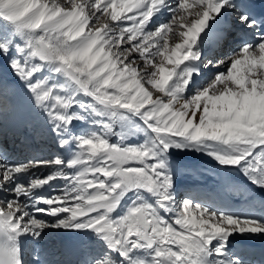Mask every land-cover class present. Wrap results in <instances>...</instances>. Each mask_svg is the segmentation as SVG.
<instances>
[{"label":"snow or ice","instance_id":"1","mask_svg":"<svg viewBox=\"0 0 264 264\" xmlns=\"http://www.w3.org/2000/svg\"><path fill=\"white\" fill-rule=\"evenodd\" d=\"M261 238L264 0H0V264H264Z\"/></svg>","mask_w":264,"mask_h":264},{"label":"bare ground","instance_id":"2","mask_svg":"<svg viewBox=\"0 0 264 264\" xmlns=\"http://www.w3.org/2000/svg\"><path fill=\"white\" fill-rule=\"evenodd\" d=\"M9 136L11 137V132H9ZM9 149L13 154V158L24 159L27 156L31 155L33 151L38 150L39 148H44L45 146L42 144H33L31 141L26 144L16 143L12 145L9 143ZM46 150V149H45ZM203 163L199 161L200 168H211V164H209L206 160H201ZM183 185L180 186V191L183 192H191L192 194H208L213 195L212 189L218 184L220 177L217 176L214 172H208L205 176L200 177H192V176H182ZM192 178V179H191ZM233 183H239V177L233 176ZM193 181V182H192ZM238 199V202L235 201ZM229 203L236 209L246 208L247 205L244 203V198L240 196L238 193H233L229 200ZM70 233H58V232H49L47 236L40 242L41 247L48 249H62L70 243L78 244L79 238L73 236L71 240H69ZM264 238L261 239H253V240H239L238 243L241 246L249 247L257 250L255 247L258 242L263 241ZM26 247L30 249L32 247L31 242H27Z\"/></svg>","mask_w":264,"mask_h":264},{"label":"rangeland","instance_id":"3","mask_svg":"<svg viewBox=\"0 0 264 264\" xmlns=\"http://www.w3.org/2000/svg\"><path fill=\"white\" fill-rule=\"evenodd\" d=\"M201 163H203L202 161H200ZM204 164V163H203ZM192 179V178H191ZM179 181H180V186H182L183 184V178L182 176L179 178ZM193 182V181H192ZM183 193V191H181Z\"/></svg>","mask_w":264,"mask_h":264}]
</instances>
